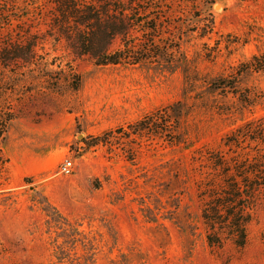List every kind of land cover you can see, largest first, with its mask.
<instances>
[{
  "label": "rangeland",
  "instance_id": "rangeland-1",
  "mask_svg": "<svg viewBox=\"0 0 264 264\" xmlns=\"http://www.w3.org/2000/svg\"><path fill=\"white\" fill-rule=\"evenodd\" d=\"M4 1L0 15L9 9ZM209 1L206 9L204 0H166L173 11L162 19L166 35L197 23L182 43L191 73L236 76L264 54V0ZM33 26L0 21V52L26 48ZM120 47L116 39L109 50ZM36 53L0 64L7 77L0 98L13 120L0 140V264H264V200L245 248H210L192 159L195 149H218L236 128L263 117L264 102L243 110L232 95H212L156 64L98 67L52 38ZM239 83L264 92V73H244ZM179 101L189 110L183 127L191 150L149 125ZM138 127L146 129L138 134ZM65 159L76 166L68 177L59 172Z\"/></svg>",
  "mask_w": 264,
  "mask_h": 264
},
{
  "label": "trees",
  "instance_id": "trees-1",
  "mask_svg": "<svg viewBox=\"0 0 264 264\" xmlns=\"http://www.w3.org/2000/svg\"><path fill=\"white\" fill-rule=\"evenodd\" d=\"M4 3L21 16L12 17L13 10L8 9L2 12L0 21L7 20L10 24L30 21L37 30L27 35L26 48L0 52V64L6 59H32L37 56L38 43L52 38L66 43L78 56H89L98 67L136 68L156 64L170 74L181 71L187 84L202 83L212 95H232L243 110L264 102L263 91L252 88L242 91L239 87L244 73H264V54L253 56L236 76L203 78L198 70L192 74L193 62L183 52L182 43L185 33L196 32L198 24H189L185 32L177 26L176 32L167 36L162 19L173 11L166 6V0H5ZM211 5L212 2L204 0V8ZM5 15L8 18L4 19ZM42 27L47 28L44 34ZM116 39H120L121 47L110 52ZM4 70L0 65V88L7 82ZM7 111L11 109L0 98V140L8 135L13 122ZM188 116L186 102L179 101L155 113L149 125L172 146L191 150L194 145L183 127ZM144 129L138 127L136 132L141 134ZM94 141L101 143L100 138ZM193 154L208 246L218 250L228 244L238 250L245 248L257 201L264 200V116L236 128L218 149L203 146ZM2 170L3 161H0V173Z\"/></svg>",
  "mask_w": 264,
  "mask_h": 264
},
{
  "label": "built area",
  "instance_id": "built-area-1",
  "mask_svg": "<svg viewBox=\"0 0 264 264\" xmlns=\"http://www.w3.org/2000/svg\"><path fill=\"white\" fill-rule=\"evenodd\" d=\"M75 164L72 160L65 159L60 165V174L63 176H71L75 171Z\"/></svg>",
  "mask_w": 264,
  "mask_h": 264
}]
</instances>
